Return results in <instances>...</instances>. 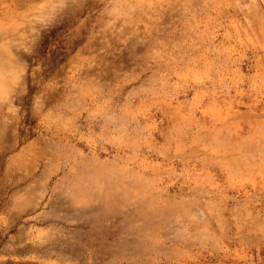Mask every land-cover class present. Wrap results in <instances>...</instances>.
Here are the masks:
<instances>
[{"label": "rangeland", "instance_id": "obj_1", "mask_svg": "<svg viewBox=\"0 0 264 264\" xmlns=\"http://www.w3.org/2000/svg\"><path fill=\"white\" fill-rule=\"evenodd\" d=\"M0 264H264V0H0Z\"/></svg>", "mask_w": 264, "mask_h": 264}]
</instances>
